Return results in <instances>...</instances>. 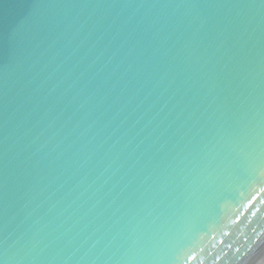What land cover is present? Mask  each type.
Returning <instances> with one entry per match:
<instances>
[{
    "label": "water",
    "instance_id": "1",
    "mask_svg": "<svg viewBox=\"0 0 264 264\" xmlns=\"http://www.w3.org/2000/svg\"><path fill=\"white\" fill-rule=\"evenodd\" d=\"M0 264H264V0H0Z\"/></svg>",
    "mask_w": 264,
    "mask_h": 264
}]
</instances>
